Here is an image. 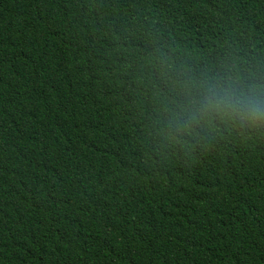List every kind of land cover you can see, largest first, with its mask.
Masks as SVG:
<instances>
[{
    "label": "trees",
    "instance_id": "1",
    "mask_svg": "<svg viewBox=\"0 0 264 264\" xmlns=\"http://www.w3.org/2000/svg\"><path fill=\"white\" fill-rule=\"evenodd\" d=\"M234 70L264 0H0V264H264V128L185 124Z\"/></svg>",
    "mask_w": 264,
    "mask_h": 264
},
{
    "label": "clouds",
    "instance_id": "2",
    "mask_svg": "<svg viewBox=\"0 0 264 264\" xmlns=\"http://www.w3.org/2000/svg\"><path fill=\"white\" fill-rule=\"evenodd\" d=\"M196 88L186 125L220 117L244 128H264V78L255 72L228 71L199 81Z\"/></svg>",
    "mask_w": 264,
    "mask_h": 264
}]
</instances>
